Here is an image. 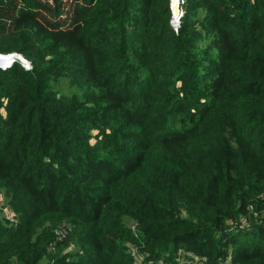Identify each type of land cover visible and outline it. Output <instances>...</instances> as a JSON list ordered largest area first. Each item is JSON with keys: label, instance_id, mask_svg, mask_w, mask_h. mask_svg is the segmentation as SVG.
Listing matches in <instances>:
<instances>
[{"label": "trees", "instance_id": "obj_1", "mask_svg": "<svg viewBox=\"0 0 264 264\" xmlns=\"http://www.w3.org/2000/svg\"><path fill=\"white\" fill-rule=\"evenodd\" d=\"M183 7L0 0V264H264V0Z\"/></svg>", "mask_w": 264, "mask_h": 264}, {"label": "built area", "instance_id": "obj_2", "mask_svg": "<svg viewBox=\"0 0 264 264\" xmlns=\"http://www.w3.org/2000/svg\"><path fill=\"white\" fill-rule=\"evenodd\" d=\"M176 2H177V12H175L174 7H173V9H172L173 15H172L171 24H172L173 28L177 31L181 25V18L183 17V15L185 13V10L183 9V4L185 3V0H176ZM12 55H16L18 60L22 63V65L26 69H28V70L32 69L31 62L29 60H27L26 58H23V56L21 54L14 53ZM249 208L253 211V206H250ZM0 215L4 216L11 223L17 221L15 213L8 206L5 205V199L3 196H0Z\"/></svg>", "mask_w": 264, "mask_h": 264}, {"label": "rangeland", "instance_id": "obj_3", "mask_svg": "<svg viewBox=\"0 0 264 264\" xmlns=\"http://www.w3.org/2000/svg\"><path fill=\"white\" fill-rule=\"evenodd\" d=\"M171 5H172V9H173L174 6H177L176 0H171ZM183 9H184V7H183ZM184 10H185V9H184ZM15 53H16V52H15ZM0 54H1V53H0ZM12 54H14V53H9L8 55H12ZM7 57H8V56H6V58H7ZM0 58H3V57H0ZM12 58H13L14 62L18 60V58H17L16 55L12 56ZM23 58H25V57H23ZM28 60H29V59H28ZM14 62H13V63H14ZM30 62H31V61H30ZM13 63H12V64H13ZM31 63H32V62H31ZM12 64H11V65H12ZM11 65L9 64V66H11ZM31 65H32V68H33V64H31ZM0 67H2V68H7V67L5 66V64H1V63H0ZM0 217L3 218L4 216H1V215H0ZM3 219H4V218H3ZM63 225H64V224H63ZM72 248H73L72 245L69 246L68 248H66L65 252L71 250ZM192 258H193V257H192ZM196 258H199V257H196ZM193 260H194V259H193ZM196 262H197V261H196ZM191 264H195V263H191Z\"/></svg>", "mask_w": 264, "mask_h": 264}, {"label": "bare ground", "instance_id": "obj_4", "mask_svg": "<svg viewBox=\"0 0 264 264\" xmlns=\"http://www.w3.org/2000/svg\"><path fill=\"white\" fill-rule=\"evenodd\" d=\"M174 10L175 12H177V6H174ZM13 61L14 60L11 56L10 57L8 56L7 58L6 57L0 58V63L5 64L6 67H9V64H11Z\"/></svg>", "mask_w": 264, "mask_h": 264}, {"label": "water", "instance_id": "obj_5", "mask_svg": "<svg viewBox=\"0 0 264 264\" xmlns=\"http://www.w3.org/2000/svg\"><path fill=\"white\" fill-rule=\"evenodd\" d=\"M5 56H9V57L11 56L12 57L14 55H8V54L7 55H4V54H0V57H5Z\"/></svg>", "mask_w": 264, "mask_h": 264}]
</instances>
